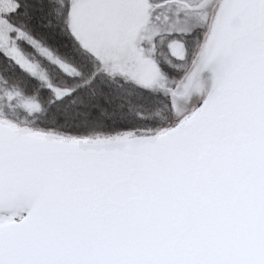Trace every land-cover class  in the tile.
Returning <instances> with one entry per match:
<instances>
[{
  "label": "snow or ice",
  "instance_id": "1",
  "mask_svg": "<svg viewBox=\"0 0 264 264\" xmlns=\"http://www.w3.org/2000/svg\"><path fill=\"white\" fill-rule=\"evenodd\" d=\"M0 264H264V0H0Z\"/></svg>",
  "mask_w": 264,
  "mask_h": 264
},
{
  "label": "rangeland",
  "instance_id": "2",
  "mask_svg": "<svg viewBox=\"0 0 264 264\" xmlns=\"http://www.w3.org/2000/svg\"><path fill=\"white\" fill-rule=\"evenodd\" d=\"M153 110L155 111V109H153ZM154 111H153V112H154Z\"/></svg>",
  "mask_w": 264,
  "mask_h": 264
},
{
  "label": "trees",
  "instance_id": "3",
  "mask_svg": "<svg viewBox=\"0 0 264 264\" xmlns=\"http://www.w3.org/2000/svg\"><path fill=\"white\" fill-rule=\"evenodd\" d=\"M154 111V110H153Z\"/></svg>",
  "mask_w": 264,
  "mask_h": 264
}]
</instances>
